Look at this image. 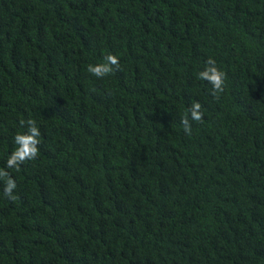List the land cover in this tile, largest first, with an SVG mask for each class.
I'll list each match as a JSON object with an SVG mask.
<instances>
[{
  "label": "trees",
  "instance_id": "1",
  "mask_svg": "<svg viewBox=\"0 0 264 264\" xmlns=\"http://www.w3.org/2000/svg\"><path fill=\"white\" fill-rule=\"evenodd\" d=\"M0 169V264H264V0H0Z\"/></svg>",
  "mask_w": 264,
  "mask_h": 264
},
{
  "label": "clouds",
  "instance_id": "2",
  "mask_svg": "<svg viewBox=\"0 0 264 264\" xmlns=\"http://www.w3.org/2000/svg\"><path fill=\"white\" fill-rule=\"evenodd\" d=\"M120 70L119 58L115 55H106L104 62L97 65H89L87 71L98 79H103L114 71ZM199 79L206 81L212 86L211 95L219 98V94L225 88V73L216 67L214 59L209 58L206 62V67L199 73ZM203 111L199 102L193 103L189 109V116L181 120L185 134L191 135L192 128L190 121L202 122ZM21 127L25 126V121L20 122ZM27 132L18 133L14 136L15 150L10 154L7 159L6 166L10 169L20 170V166L28 161L35 160L39 155V144L41 132L36 125L35 120L29 119L26 122ZM0 179H5L6 183L3 189L4 196L9 200L15 201L17 196L14 194L17 184L11 177L10 173L4 169H0Z\"/></svg>",
  "mask_w": 264,
  "mask_h": 264
}]
</instances>
